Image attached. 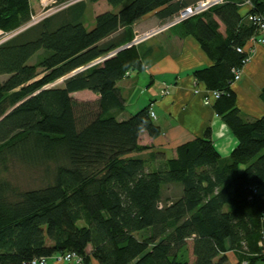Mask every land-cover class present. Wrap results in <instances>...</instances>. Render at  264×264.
<instances>
[{"label":"trees","instance_id":"16d2710c","mask_svg":"<svg viewBox=\"0 0 264 264\" xmlns=\"http://www.w3.org/2000/svg\"><path fill=\"white\" fill-rule=\"evenodd\" d=\"M70 1L56 0L61 8L20 31L33 15L29 0H0V29L18 30L0 43V264L66 251L82 264H264V113L245 119L231 89L246 55L237 47L254 32L247 14L264 15V0H227L165 30L193 36L211 60L193 76L223 91L213 108L237 144L222 157L206 128L148 170L130 153L148 148L141 131L161 134L149 105L114 114L124 103L117 81L143 68L137 46L94 59L129 43L143 15L165 23L196 0H106L111 9L90 29L87 2L97 0L63 6ZM83 89L99 98L76 101ZM15 163L41 171L42 184L11 182Z\"/></svg>","mask_w":264,"mask_h":264},{"label":"crops","instance_id":"0c3cea01","mask_svg":"<svg viewBox=\"0 0 264 264\" xmlns=\"http://www.w3.org/2000/svg\"><path fill=\"white\" fill-rule=\"evenodd\" d=\"M36 1L39 0H29L32 9H35ZM246 9L247 7L244 6L241 12ZM158 22L159 19L154 13H148L133 23V31L142 32ZM219 29L223 32L222 23ZM262 36L264 37V33ZM244 47L247 49L249 43L246 42ZM137 49L143 68L140 71H130L117 81L116 87L124 103L122 109L115 111L114 114L118 119H124L149 105L153 112L151 117L160 126L161 134L153 138L146 131H141L138 142L147 145L148 148L133 151L130 156L143 158L147 170L156 168L160 159L175 156L178 145L202 136L206 128L211 130V139L218 153L222 157L228 156L237 144V139L215 112L214 100L209 104L203 102L206 87L204 83L195 79L193 70L210 65L211 60L200 48L196 39L193 36L179 37L168 30L143 40L137 45ZM137 72L147 75L146 85L141 90L147 98H143L137 105L132 104V109L125 111V114H120L127 105H130L129 97L138 86ZM164 84L169 85V92L163 94L161 90ZM263 87L264 42L254 47L250 59L242 67L239 80L231 84L236 105L245 119H254L264 113V101L260 96ZM195 89L199 91L195 93ZM75 93H85L86 98H80L83 101H94L99 98L98 94L88 89ZM260 186L263 191L261 193H264V182ZM229 252L231 251L227 254ZM49 264L73 263L52 261Z\"/></svg>","mask_w":264,"mask_h":264},{"label":"built area","instance_id":"2783aa9c","mask_svg":"<svg viewBox=\"0 0 264 264\" xmlns=\"http://www.w3.org/2000/svg\"><path fill=\"white\" fill-rule=\"evenodd\" d=\"M45 0H41V2L43 3ZM50 2H52L51 4L55 3L56 0H49ZM72 1H76V0H72ZM227 0H196L194 3H191L188 6L183 7L178 13H176L175 15H173V17L166 21L165 23L156 25L154 27L148 28L142 32H136L133 39L127 43L126 45H124L123 47H131V45H136L139 42H141L142 40H145L149 37L155 36L161 32H164L166 29H168L170 26L179 23L180 21L189 18L191 16L200 14L206 10H208L210 7L220 4V3H224ZM246 3H250L249 0L245 1ZM49 12V9L42 12L40 14V16L45 15ZM33 16V15H32ZM31 16V20L36 19L39 15L37 16ZM248 20L249 22L253 25L254 27V32L249 36V38L247 39V43H249V47L247 49H244L245 47L240 46L237 47V50L241 53H245L246 55L244 56L242 62L243 65L250 59L251 54L254 52V47L257 44L263 43L264 42V37L262 36V34L264 33V15L260 14V13H248ZM34 23V22H32ZM122 47V48H123ZM115 50L109 52L108 54H106L105 56L102 57H98L96 59H94L95 61L101 63L103 60H105L106 58L112 56L115 54ZM93 60V61H94ZM92 62V61H91ZM89 62V65L90 63ZM241 70L242 67L239 69H234L233 68V81H236V79H239V77L241 76ZM169 85L164 84L163 89L161 90V93H168L169 92ZM195 93L198 92V89L194 90ZM223 93L222 90L219 89H208L205 88V92H204V97H203V102L205 104H209L212 100L217 99L220 97V95ZM150 114L152 115L153 112L150 110ZM253 192H257V189L253 188ZM263 241H264V235H262ZM263 242H260V245H262ZM54 259L58 262H63V263H73V264H82L83 259L82 257L77 254L75 251H66L64 253H56L53 254L50 257H44V258H40V259H33L30 262H28L27 264H46V260L47 259Z\"/></svg>","mask_w":264,"mask_h":264},{"label":"rangeland","instance_id":"374dc122","mask_svg":"<svg viewBox=\"0 0 264 264\" xmlns=\"http://www.w3.org/2000/svg\"><path fill=\"white\" fill-rule=\"evenodd\" d=\"M51 3L52 2H50L49 0H45L43 3L41 2V0H39L35 4V7L33 6L35 9H32L33 16L34 17L37 16V15H39V16L36 19H34V17L32 16L34 20H30V22L28 24H31L32 22H37V21L41 20L42 18H44L45 16H47V15L51 14L52 12L56 11V8H57L56 4L55 3L51 4ZM48 9H49V12L47 14H45L43 16L42 15L40 16V14L42 12H44V11H46ZM108 9H111V7L108 5L106 0H97L95 2H89L88 1L87 2V7H86V17H85V26H86V28L90 29L93 26L94 17L98 13H101V12L106 11ZM28 24L24 25L23 27L19 28L18 30H20V31L23 30ZM159 24H162V21H159L158 24H156V25H159ZM18 30H16L15 32H17ZM15 32L14 31L5 32V31L0 29V43L3 42L4 40H6L7 38L11 37L12 35H14ZM138 44H136V45L133 44L131 46H137ZM35 59L36 58L34 56V57L31 58V60L29 59V61L30 62H34ZM87 66L81 67L80 70L85 68V67H87ZM39 70H41V69L39 68ZM137 74L139 75V79L137 81L138 82V86L136 87V89L132 92V94L129 97L130 105H127L126 109L121 111L120 114H125V111L127 112V111L132 109V107H133L132 104L135 103V105H137V104L140 103L141 100H143V98H145V99L147 98L145 96V94L141 91L142 89H144V86L146 85L145 80H146L147 75L144 74L143 72H137ZM6 76H7L6 74H1L0 75V80L1 81L4 80L6 78ZM63 79L64 78H59L57 80H54L49 85L50 86L62 85ZM237 80H239V79H236V81ZM72 96H73L74 99H76V101H82V102L90 101V100L83 101V100L80 99L82 97L86 98L85 93H75L74 92V93H72ZM88 97H89V95L87 96V98ZM7 176H8V179L11 180V182L17 184L21 188H30V187H35V186H38V185L42 184L41 171L25 167V166L20 165L18 163H15V164L11 165L9 173L7 174ZM259 192L260 193L263 192L261 186H259ZM170 193L172 195L173 191H171L169 189L168 194L170 195ZM189 248H190V241H188V249ZM89 249H90V247L88 246L87 247V251H89ZM188 252L190 253V249L188 250ZM227 256H228L229 262H234L235 261V257H234L232 252H229L227 254ZM52 261L56 262V263H63V262H58V261H56L54 259L49 258L47 260V264H49ZM89 264H99V263H98V261L95 258H91L90 261H89Z\"/></svg>","mask_w":264,"mask_h":264},{"label":"water","instance_id":"95a60500","mask_svg":"<svg viewBox=\"0 0 264 264\" xmlns=\"http://www.w3.org/2000/svg\"><path fill=\"white\" fill-rule=\"evenodd\" d=\"M72 2H74V1H70V2H68V3H66V4H64L63 6L65 7V6H67L68 4H70V3H72ZM61 8V7H60ZM29 25V24H28ZM27 25V26H28ZM16 33V32H15ZM124 48V47H123ZM120 49H122V47H119V48H117V49H115V51H118V50H120ZM67 77V76H66Z\"/></svg>","mask_w":264,"mask_h":264},{"label":"bare ground","instance_id":"6f19581e","mask_svg":"<svg viewBox=\"0 0 264 264\" xmlns=\"http://www.w3.org/2000/svg\"><path fill=\"white\" fill-rule=\"evenodd\" d=\"M249 2H250V1H249ZM246 5H247L248 7H252V4H251V3H247ZM59 8H60V7L57 6L56 10L59 9ZM50 10H51V9H50ZM54 10H55V9H54Z\"/></svg>","mask_w":264,"mask_h":264}]
</instances>
